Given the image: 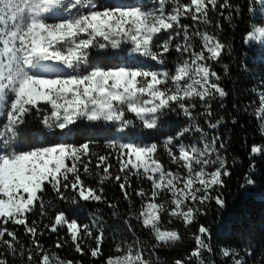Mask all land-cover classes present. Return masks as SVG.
I'll return each instance as SVG.
<instances>
[{"label":"snow or ice","instance_id":"snow-or-ice-1","mask_svg":"<svg viewBox=\"0 0 264 264\" xmlns=\"http://www.w3.org/2000/svg\"><path fill=\"white\" fill-rule=\"evenodd\" d=\"M247 6L261 23L253 22L243 43L264 58V0H247ZM211 14L231 22L241 8L231 0H130L108 6L99 0H0V264H84L61 254L69 241L79 256L95 262L103 258V264H166L157 250L183 243L177 223L185 230L196 225L191 234L195 246L173 264H217L211 228L200 217L208 215L213 203L226 207L224 190L236 162L229 163L222 151L225 140L215 131L209 136L196 113L199 105V115L211 117L212 102L219 100L224 107L229 95L215 65L232 55V45L221 39L222 25H213ZM124 45L160 67L109 68L91 60L94 49L120 50ZM172 51L178 55L168 67ZM222 66L223 76H229V65ZM241 67L247 69V63ZM254 94L257 99L244 111L255 105L250 114L264 140V90ZM171 114L187 123L159 142L135 139L131 129L137 122L143 130L155 131ZM30 119L45 130V143L28 142L23 126ZM80 122L115 125V132L105 130L109 138L103 142H47L49 133L70 134ZM225 122L223 117L205 120L211 130ZM253 157H264V143L250 146L249 172L241 187L255 184ZM86 178L96 179L97 185ZM133 178L139 185L138 207L129 192ZM109 181L118 183L129 204L122 222L133 238L114 230L115 255L105 256L99 210L89 212V222L81 224L56 211L55 201L77 211H84L81 202L117 210L119 205L104 195ZM52 211L51 223H44ZM112 216L119 218L118 211ZM133 220L150 241L135 234ZM17 226L23 227L27 242ZM62 229L66 236L59 234ZM48 233L56 239L46 246L42 237ZM219 261L264 264V249L257 253L252 242L240 248L221 245Z\"/></svg>","mask_w":264,"mask_h":264},{"label":"trees","instance_id":"trees-1","mask_svg":"<svg viewBox=\"0 0 264 264\" xmlns=\"http://www.w3.org/2000/svg\"><path fill=\"white\" fill-rule=\"evenodd\" d=\"M130 0H125L128 3ZM123 3V4H124ZM233 5H239L241 8V15L235 17L231 22L224 20L218 14H211L213 18V25L219 21L222 25V31H218L221 39L228 44L232 45V55L224 56L222 63L215 65L216 71L221 74L224 88L228 91L229 95L223 100L224 107H221V101L215 100L212 102V116L199 115L203 111L202 108L197 107L196 113L200 126L204 128L205 132L211 136L213 131L218 133L222 139L225 140L226 151L229 163L235 160V167L232 168V176L228 180V187L224 190V197L226 200V207L223 209L218 208L215 203L210 207L207 216L200 217V222L208 225L211 228V245L216 253L215 258L217 264L219 261V248L221 245H227L234 248H240L252 242L255 245L257 253L264 249V157H253L256 161L255 170V184L252 186L241 187L245 183L244 176L249 172L250 161L248 159L250 146L253 144L264 143L261 136L258 134L257 121L250 114L254 111L255 105L249 107L248 113L244 111L245 106L249 102L255 101L257 96L254 90H264V58L257 55L255 50L249 49L243 43L245 33L254 26L253 22L261 23L256 15L248 11L247 0H231ZM227 12V10H225ZM184 24L192 25L191 20H182ZM203 28V26H201ZM214 30V29H209ZM120 51L121 54L126 55L124 47ZM177 53L172 51L168 54L169 60L175 58ZM111 51L99 49L92 50L91 60L96 66L103 67H120L122 62L119 59H110ZM243 62L247 63V69L241 67ZM223 64L229 65V76H223ZM223 117V123L218 129L211 130L205 123L206 119L215 122L218 118ZM129 118H133L131 115ZM235 118L237 123L232 124V119ZM187 123L183 116L171 114L161 124V127L155 131H145L137 122V126L131 129L136 133L135 139L142 140L145 143L159 142L168 135L176 132L178 127ZM115 125L110 124H90L87 122H80L70 132V134H59L56 138L47 141L48 143L63 142L65 139L79 144L85 140L95 139L103 142L109 138L107 129H112L115 132ZM43 129L36 119H30L25 126L23 132L28 137V142L36 141L35 134H38ZM118 135V134H117ZM197 137L199 134H195ZM37 142V141H36ZM185 142H191L190 139L185 138ZM219 145H217L218 147ZM104 151L102 148L98 149ZM115 161L113 164L115 165ZM173 168L175 166H172ZM114 171V170H113ZM251 174V173H250ZM87 182L92 186L97 185L94 178H86ZM138 182L135 178L132 179V188L129 192L132 194V204L135 207L139 205V199L135 196V189L138 187ZM144 186L148 187L147 182ZM104 195L108 201L119 205L117 210L110 209L105 203H87L81 202L79 207L84 211H77L76 207L65 204L58 200L55 201V210H63L67 213L69 219L75 218L79 223H88V213L93 210H99L103 217L105 225V237L103 243L104 255H115L112 251L114 241L112 234L114 230H119V235L127 239H132L133 234L129 233L122 222L123 216L127 214L129 204L123 199V194L119 188L118 183L109 181L104 185ZM52 198V194H48ZM118 211L119 218H113L112 212ZM55 211L49 213V217L44 219V223H51V216ZM133 227L137 230L138 235L143 240H151L147 232L140 228L136 221H132ZM43 225H41L42 227ZM184 235L183 243L168 249L157 250L161 260L166 261V264H173L175 259H184L190 251L194 248L195 243L192 239V233L196 231V225H193L189 230H185L179 223L174 225ZM18 234L21 239L27 242V237L23 235V227L17 226ZM60 235L66 236V229H62ZM95 234V233H94ZM56 239V234L48 233L42 237L43 243L53 245ZM91 243V241H90ZM94 246V244H93ZM62 255L70 259L83 260L84 264H103V258L99 262L92 261L88 256H79L75 253L71 242L65 249L60 250ZM243 254V253H242ZM206 258L211 259L206 254Z\"/></svg>","mask_w":264,"mask_h":264},{"label":"rangeland","instance_id":"rangeland-1","mask_svg":"<svg viewBox=\"0 0 264 264\" xmlns=\"http://www.w3.org/2000/svg\"><path fill=\"white\" fill-rule=\"evenodd\" d=\"M99 3L101 4V6H106L105 3H104V0H99ZM130 47H131L130 45H124V49L127 52L126 53V62H124L120 67H122V66H127V67L136 66L135 63H134L133 58L129 56ZM109 50L111 51L110 59H115V58H118V57H119V59H122V55H120V51L123 50V49H120V50H111V49H109ZM177 55L172 60H169V58H166L168 67H171L172 65L175 64ZM138 58H140V57H138ZM128 115L130 116L131 114H128ZM118 138H119V136H118Z\"/></svg>","mask_w":264,"mask_h":264}]
</instances>
